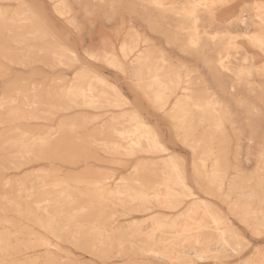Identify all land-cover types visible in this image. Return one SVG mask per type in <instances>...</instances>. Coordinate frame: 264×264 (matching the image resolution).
Listing matches in <instances>:
<instances>
[{
  "label": "rangeland",
  "instance_id": "obj_1",
  "mask_svg": "<svg viewBox=\"0 0 264 264\" xmlns=\"http://www.w3.org/2000/svg\"><path fill=\"white\" fill-rule=\"evenodd\" d=\"M184 262L264 263V0H0V264Z\"/></svg>",
  "mask_w": 264,
  "mask_h": 264
},
{
  "label": "bare ground",
  "instance_id": "obj_2",
  "mask_svg": "<svg viewBox=\"0 0 264 264\" xmlns=\"http://www.w3.org/2000/svg\"><path fill=\"white\" fill-rule=\"evenodd\" d=\"M64 8V7H63ZM70 11V10H69ZM194 12V11H193ZM192 15H193V13H192ZM195 15V14H194ZM243 22V21H242ZM255 39V38H254ZM253 42V41H252ZM257 43V42H256ZM196 46V45H195ZM194 46V47H195ZM75 55V54H74ZM158 62V61H157ZM224 71V70H223ZM93 102V101H92ZM16 119V118H15ZM156 138V137H155ZM15 141V140H14ZM135 145V144H134ZM122 148H119V150H121ZM118 150V151H119ZM180 177V176H179ZM168 183V182H167ZM182 184L184 185V182L182 181ZM179 186V185H178ZM181 187V186H180ZM60 188V187H59ZM117 192V191H116ZM114 193V192H113ZM169 194H170V192H169ZM115 195V194H114ZM119 195V194H118ZM173 195V194H172ZM68 196V195H67ZM117 196V195H116ZM185 196V195H184ZM152 198V197H151ZM71 199V198H70ZM177 208V207H176ZM43 209H46L45 207H43ZM59 212H62L59 208H57L56 209V211H55V213L57 214V213H59Z\"/></svg>",
  "mask_w": 264,
  "mask_h": 264
},
{
  "label": "crops",
  "instance_id": "obj_3",
  "mask_svg": "<svg viewBox=\"0 0 264 264\" xmlns=\"http://www.w3.org/2000/svg\"><path fill=\"white\" fill-rule=\"evenodd\" d=\"M181 264H186L185 262L184 263H181ZM264 264V263H263Z\"/></svg>",
  "mask_w": 264,
  "mask_h": 264
}]
</instances>
